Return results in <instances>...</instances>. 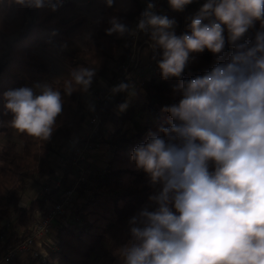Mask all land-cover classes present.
<instances>
[{
    "label": "clouds",
    "instance_id": "1",
    "mask_svg": "<svg viewBox=\"0 0 264 264\" xmlns=\"http://www.w3.org/2000/svg\"><path fill=\"white\" fill-rule=\"evenodd\" d=\"M64 0H9L55 12ZM114 0H105L112 7ZM3 3V0H0ZM193 0H168L182 12ZM147 7L134 28L113 16L106 34L149 36L160 50L163 80L176 78L178 102L162 108L168 126L149 131L130 153L153 192L129 221L130 240L119 248L122 264H264V30L244 41L257 21L264 29V0H206L177 35L176 20ZM227 60L183 79L192 53L208 50ZM95 67L73 69L63 92L87 93ZM3 93L18 133L48 140L63 111L61 91L48 84ZM113 94L134 95L120 83ZM128 101L118 105L126 111Z\"/></svg>",
    "mask_w": 264,
    "mask_h": 264
},
{
    "label": "trees",
    "instance_id": "2",
    "mask_svg": "<svg viewBox=\"0 0 264 264\" xmlns=\"http://www.w3.org/2000/svg\"><path fill=\"white\" fill-rule=\"evenodd\" d=\"M147 0H114L112 7L106 5L97 18L98 28L86 35L84 48L61 52L70 71L67 76L53 82L51 86L61 91L63 111L57 119L56 127L48 140H41L19 133L22 148L16 150L14 143L0 148V260L3 255L30 233L36 219L37 210L42 209L46 200L58 192L66 182V173L61 178V186L52 188L41 196L32 198L24 206L19 205L21 195L26 191L29 180H33L49 168V154L64 147L63 140L73 137L81 127L84 116L82 98L86 94L75 91L71 95L63 92V82L70 72L78 67H95L96 75L89 89L99 78L109 75L108 61L114 57L124 37L117 34L107 35L109 19L113 16L131 28L135 16L146 9ZM205 3L193 0L184 10L199 8ZM73 0H66L63 6L53 12L48 7L36 9L24 7L9 0L0 3V133L10 129L9 115L5 108L3 93L30 86L50 72L46 60L33 51L36 44L54 46L57 42L68 40L82 33L87 24L86 14H79L68 20L65 15L74 7ZM261 29L260 22L249 29L243 38L249 43ZM233 48L226 45L221 57L208 50L192 53L190 62L183 73V79H192L210 71L217 63L227 60ZM129 83L121 79L120 83ZM180 83L176 78L163 80L160 71L152 73L141 82L145 89V101L141 109L147 113L143 122L136 118L137 110L128 104L126 111L120 113L119 122L129 120L124 130L121 126L114 129L110 137L111 153L102 170L89 173L79 183L76 199L72 205V220L67 225L57 227L55 247L46 246L48 259L40 264H90V255L100 241L118 222L128 218L144 202L152 187L146 175L135 168L130 160L131 151L145 141L149 131L160 126H168V114L162 111L167 105L178 102L173 89ZM115 85V86H116ZM127 92L114 94V100L101 105L102 123L106 121L111 106L125 101ZM101 133V126H100ZM95 136L94 138H97ZM67 157L72 148H65ZM67 170V169H66ZM65 170V171H66ZM12 211L15 216L5 223ZM122 264V261H120ZM10 264H23L10 263ZM25 264V263H24Z\"/></svg>",
    "mask_w": 264,
    "mask_h": 264
},
{
    "label": "built area",
    "instance_id": "3",
    "mask_svg": "<svg viewBox=\"0 0 264 264\" xmlns=\"http://www.w3.org/2000/svg\"><path fill=\"white\" fill-rule=\"evenodd\" d=\"M153 2L155 3L153 11L157 13L161 0H153ZM140 18V16H135L131 28L136 26ZM150 43V39L145 37L144 33H139L136 37H124L122 52L115 58H111L112 61L109 63L110 75L101 77L102 86L95 92L97 107L85 113L81 121L82 134L79 137L73 136L72 138L71 136L66 139L67 145L72 148L69 158L63 155L58 157L57 167L59 170L62 171L67 165H70L76 171L72 181L62 186L60 191L55 192L49 198V202L46 201L47 203L42 209L37 210L35 222L30 227V233L3 255L0 264H10L13 260L23 258V256L33 264H40L48 259L46 246L54 248L55 244L45 245L43 238L50 233L56 220L62 222L66 220L72 208L79 183L86 179L90 171L86 167L87 154L95 144V141L92 140L93 137L100 136V126L103 125L101 105L114 100L111 89L121 79H131L135 72L141 71L140 69L144 67L151 74L159 70L157 65L159 50L154 51L150 48ZM144 50L151 53L146 61L142 58ZM52 186V188L61 186L60 177L54 180ZM52 188L46 185L43 191L47 193ZM8 222L10 221H5L7 224Z\"/></svg>",
    "mask_w": 264,
    "mask_h": 264
},
{
    "label": "crops",
    "instance_id": "4",
    "mask_svg": "<svg viewBox=\"0 0 264 264\" xmlns=\"http://www.w3.org/2000/svg\"><path fill=\"white\" fill-rule=\"evenodd\" d=\"M73 1L75 3L74 7L65 15L64 19L68 20V19L73 18L74 16H76L78 14H82L83 12H85L84 14L88 13L87 15H89V14H91L92 10L94 11V9H95V11H94L95 13L97 11L100 13L106 7L105 0H86V2H88L86 4L84 3L85 0H73ZM202 1L206 2V0H202ZM86 8H91L90 9L91 11L90 10L88 11V9H86ZM197 11H198L197 8H191V9L183 10L182 12H177V11H174V10L171 9L170 5L168 4V0H162V6H161L158 14L167 15L169 18H174L177 21V25L179 27H183V23L185 22V18L187 16L191 17ZM77 38L78 37H76V39ZM65 42H68V41H65ZM65 42H63L62 44H65ZM122 47H123V41L120 43V45H119L118 49L116 50L113 58H115V56H118L122 52ZM54 48H56V46L55 47H47V46L46 47H43V46L39 47V49L41 51H49V52L51 50H53ZM149 55H151V53H148L146 50H144L143 57H142L143 60H145V61L148 60L149 59V57H148ZM46 56H48V55H46ZM159 59H160V53H159V56H158V60ZM111 61H112V59H109L108 64H107L108 66H109V63ZM140 70L141 71H139V72H135L133 74V76L131 77V79H127L130 84L134 85V95H129V93L127 92L126 96H125V101H128V104L133 105L135 107V109L140 108L142 106L143 102L145 101V89L141 85V82L143 80L148 79L150 77V75H151V73L148 72L149 70L147 68H145V67L141 68ZM69 71H70V68H69ZM138 76H139V78H138ZM101 86H102V81H101V78H99V80L97 81L96 84H94L92 89L90 91H88L83 96L81 102H82L83 107H84V115H85V113H87V112H85V109L87 111V109L90 110V109H93V108L97 107L98 102L96 100L95 92L98 89H100ZM114 109H116V110H115L114 113H112ZM142 112L145 115L147 114L145 112V110H143ZM120 113H122V112H120L118 110V106H111L110 109H109V112L107 113L106 121L101 126V133L99 132L100 136H98L97 138H93L92 139L93 141H95L94 142L95 144H94L93 148L87 154L88 155V159H87V162H86V167L90 170L89 173H92V172H94L96 170L104 169L103 167H105V165H106V160H107V158L109 157V155L111 153V144H110V140L109 139L111 137L112 132L118 126H121V129L124 130L126 128V126L129 124V120H125L123 123L119 122ZM12 116L13 115H9L8 118H11ZM83 118H84V116H83ZM83 118H82V120H83ZM136 118H137V120H139V122H143L142 118L140 117V115H138V112H136ZM81 134H82V127H80L78 132L75 135H73V136L79 137ZM62 142H63V145H64V147L61 149L64 152V154H62V155L66 157L67 153H66L65 148H70V147L67 145L66 139H64ZM56 152L57 151L53 150L49 154L48 160H49V168L50 169L46 170V172L45 171L42 172L34 180L39 179L40 181L41 180L44 181V180L48 179V181L51 180L52 183H53L54 180H56V178L58 179L60 177V180H61L63 174L66 173V182H64L63 186L67 185L68 182L72 181L73 174L76 173V172H74L75 170L72 167H70V165H67V167H65L62 171L59 170L58 167H57L59 155L56 154ZM68 164H69V162H68ZM32 182H34V181L33 180H29L28 184H26V185L29 186L30 183H32ZM52 183H50V184H52ZM25 204L21 205V203L19 202L20 206H24ZM68 222H70L69 219H67V220H65L63 222L59 221V220H56L55 223L53 224L52 233L51 234H54V238H56L55 243L57 241V228H56L57 226H56V223H58V225H67ZM12 262H14V263L22 262L23 264L24 263L25 264H33L30 260L24 258V256H23V258L15 259Z\"/></svg>",
    "mask_w": 264,
    "mask_h": 264
},
{
    "label": "rangeland",
    "instance_id": "5",
    "mask_svg": "<svg viewBox=\"0 0 264 264\" xmlns=\"http://www.w3.org/2000/svg\"><path fill=\"white\" fill-rule=\"evenodd\" d=\"M86 2V0L84 1ZM164 4V3H163ZM145 5L147 7V2H145ZM162 6V0H161V5L158 9L157 14L159 13V10ZM88 11L91 8H86ZM91 11V10H90ZM95 11V9H94ZM93 10L91 11V14L87 15V24L83 28L82 33L76 35L73 38H70L68 40L60 41L57 42L54 46H47V47H55L53 50L49 51H41L39 47H46L44 45L36 44L32 49L35 53H37L40 57L44 58L46 62L49 63L50 65V72L44 76L39 77L37 80H34L31 82L30 86H24V87H32L34 91H39L38 88H36V85H43V84H48L51 86V84L57 80H59L63 76H67L69 72V66L66 63L67 61L62 57L61 52H68L71 50H79L84 48L85 42H86V35L88 33H93L95 30L98 28V23H97V18L99 16V12L97 11L96 13ZM83 12L82 14H84ZM94 13V14H93ZM79 15V14H78ZM77 16V15H76ZM75 17V16H74ZM190 17V16H189ZM188 16L185 18V22L183 23V27H179L176 23L175 26V32L177 35H180L184 33L187 30V24L190 22ZM67 20V19H66ZM177 22V21H176ZM145 37H148V35L144 34ZM76 37H78L76 39ZM68 41V42H65ZM65 42V44H62ZM160 53V50H159ZM45 55V56H44ZM48 55V56H46ZM159 71V70H157ZM139 78V76H138ZM84 109V107H83ZM116 109L113 110L112 113L115 112ZM138 112V115L142 118V121L145 119V114L142 112L143 109L138 108L136 109ZM141 111V112H140ZM85 112H89V110L85 109ZM13 116L9 118V122L12 120ZM94 138V137H93ZM9 143H14L16 150L20 151L22 148L21 139L19 137V133L10 126V129L7 133H0V148L1 146ZM56 154L59 156L64 154L63 150L60 149V151H57ZM46 172V171H45ZM76 172V171H74ZM57 179V178H56ZM142 180H148L147 177H143ZM34 183V184H33ZM52 181L47 180H34V182L30 183L29 186H27L26 191L21 195L20 198V203L25 204L29 202L32 198L41 196L44 191L43 188L44 186H48L52 188ZM153 192V189L151 192H149L151 195ZM77 193V192H76ZM148 195V197H149ZM148 197L147 199L140 203L137 209L126 219L116 223L108 232V234L100 241V243L97 245L95 251L90 255V264H121L120 261H122V258L119 255V248L125 244H127L130 240V235H129V225L128 221L129 219L134 216L147 202H148ZM76 199V196L74 198V201ZM49 202L50 199H47ZM73 201V202H74ZM46 202V203H47ZM72 208L69 212V215L67 216L66 220L69 219V221L72 220L73 216L71 214ZM15 215V211H12L11 214L5 218V221H12L13 217ZM69 217V218H68ZM56 226L58 227V223H56ZM56 227V228H57ZM52 233V229L50 233L46 234V236L43 238V243L45 245H53L55 244L56 238H54V234Z\"/></svg>",
    "mask_w": 264,
    "mask_h": 264
}]
</instances>
